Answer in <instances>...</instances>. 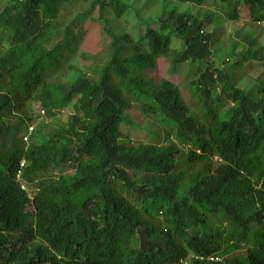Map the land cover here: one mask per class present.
<instances>
[{
  "label": "trees",
  "instance_id": "trees-1",
  "mask_svg": "<svg viewBox=\"0 0 264 264\" xmlns=\"http://www.w3.org/2000/svg\"><path fill=\"white\" fill-rule=\"evenodd\" d=\"M156 3L0 0V264H264V46L231 61L206 33L258 27L264 0ZM127 17L132 34L110 28ZM35 101L47 119L78 106L46 133ZM141 118L164 139L121 145Z\"/></svg>",
  "mask_w": 264,
  "mask_h": 264
},
{
  "label": "rangeland",
  "instance_id": "rangeland-1",
  "mask_svg": "<svg viewBox=\"0 0 264 264\" xmlns=\"http://www.w3.org/2000/svg\"><path fill=\"white\" fill-rule=\"evenodd\" d=\"M131 2H134L136 6H139V8L144 9L148 6V9L142 10V13L140 15L142 17H149L154 10H158L156 0H131ZM150 5V6H149ZM171 8H176L177 12L183 13V14H198L201 19L206 18L205 10L202 9L201 11H198V8L191 4H171ZM155 14V13H154ZM157 14V12H156ZM106 17H110V13L106 14ZM126 20V21H125ZM110 22V28H115L119 31H126L130 32L131 34L132 29H130L131 25V19L130 18H124V22L122 23L120 21L113 22L112 20H109ZM248 20H241L238 22H228L225 20H222V24L219 27H213V24H210L206 28V33H209L211 35H214L217 41L225 43L228 51L229 57L231 54L232 58H228L232 60L238 59L239 55L243 52H245L247 49L251 47L256 46H264V21L260 22L258 27H254L252 22H246ZM124 23V24H123ZM125 25V26H124ZM56 43L50 48H53L54 46L60 44ZM79 63L83 65L84 67H88V63L82 62L79 60H72V63ZM221 61H218L216 63H220ZM86 69V68H85ZM88 68L83 72L86 73ZM88 73V72H87ZM79 74L78 72H73L71 74V78L69 81H66L67 87H69L77 78ZM248 82V80H247ZM72 104H75L73 107H69L63 111V113H59L55 115L51 119H47L45 113L42 111L43 109L40 107V103L38 101H35L30 106V115L31 117H36L39 122L47 123L48 129L45 130L46 133H53L56 130H59L62 126L66 124V122L69 120V118L72 116L73 112L77 109L78 103L73 102ZM125 120L129 121V116L126 115ZM146 119L141 118V124L140 126L136 128H132L130 126H122L121 127V135L118 138V142L121 145H127V144H133V143H146L147 141H150L149 138H147L148 133H152L156 135V137H161V139H164L162 134V129L159 123L156 121H144ZM4 124L8 126V130L10 132H17L18 137H22L23 133H25V126L21 125L20 122L17 121H5ZM19 127V128H18ZM36 128V126H35ZM35 130V129H34ZM151 135V134H150ZM149 139V140H148ZM0 141L3 142L6 145H11V139L10 136H2L0 138ZM216 159V158H215ZM27 192H32L33 187H27ZM230 250H225L224 257L231 258V253L228 252Z\"/></svg>",
  "mask_w": 264,
  "mask_h": 264
},
{
  "label": "clouds",
  "instance_id": "clouds-1",
  "mask_svg": "<svg viewBox=\"0 0 264 264\" xmlns=\"http://www.w3.org/2000/svg\"><path fill=\"white\" fill-rule=\"evenodd\" d=\"M62 113H63V111H62ZM29 128L32 129L30 132H29ZM34 128H35L34 126H27V129H26V131H25V137L28 138L29 135H30V134L32 133V131L34 130ZM25 137H24V138H25ZM24 138H23V141H24V142H27V140H24ZM24 164H25V161H24V160H21L20 163H19V167H20V168L23 167ZM20 189L23 190V191H26V192H27L26 189H28V188H27L24 184H21V185H20ZM230 255H232L231 258H227V257H224V258H223V256H222V257L209 258V260H210V261L217 262V263H222V264H224V263H227L228 261H230V260H232V259L234 258V254H233V252H231ZM189 259H190V257H189L185 262H183V264L188 263ZM181 263H182V262H181Z\"/></svg>",
  "mask_w": 264,
  "mask_h": 264
},
{
  "label": "built area",
  "instance_id": "built-area-1",
  "mask_svg": "<svg viewBox=\"0 0 264 264\" xmlns=\"http://www.w3.org/2000/svg\"><path fill=\"white\" fill-rule=\"evenodd\" d=\"M31 130H32V129H31V128H29V132H30ZM24 140H27V137H25V138H24Z\"/></svg>",
  "mask_w": 264,
  "mask_h": 264
}]
</instances>
